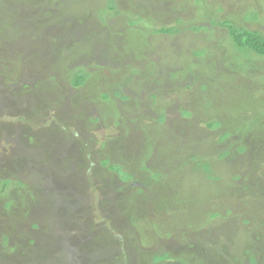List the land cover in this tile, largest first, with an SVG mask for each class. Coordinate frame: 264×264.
Returning <instances> with one entry per match:
<instances>
[{"label":"rangeland","instance_id":"rangeland-1","mask_svg":"<svg viewBox=\"0 0 264 264\" xmlns=\"http://www.w3.org/2000/svg\"><path fill=\"white\" fill-rule=\"evenodd\" d=\"M32 1L43 4L44 0ZM149 1H140L139 6L137 0H120V14L99 27L105 49L92 48L96 42L93 36L83 41V46L72 30L81 23L92 26V16L102 7L92 8L86 0H69L67 5L60 1L55 8L54 2L57 17L73 14L72 21L52 31L43 28L44 37L48 30L54 33L53 40L30 55L35 49L21 50L19 42L28 31L6 27L12 20L17 26L23 23L32 9L21 0H2L0 262L32 264L30 254L36 255V249L46 247L57 264L61 258L66 264H152L154 255L164 253L170 260L162 264H215L213 258L201 261L199 252L213 251L215 245L225 254L220 264H228L247 241L255 248L252 254L257 259L259 253L262 256L264 230L256 229L255 223L264 220V214L257 216L256 211L264 212V189L254 190L255 186L248 187L244 180L227 187L224 182L204 179L205 171L192 158L217 164L218 155L230 150V157L224 161L234 171L229 173L264 182V132L263 136L251 133L247 139L234 134L221 142L222 131L207 129L211 117L205 106L213 101L212 91H224V84L219 86L216 81L220 75L236 80L246 98L264 99V59L257 55L245 59L244 72L230 57L234 47L225 28L215 26L208 40L189 30L175 37L155 35L159 25L147 23L158 16L165 24H173L181 17L186 29L209 26L207 18L214 17L234 19L264 33V0H204L202 7L197 0H157L158 4L148 5ZM77 7L83 12L78 13ZM251 11L258 18L248 24L242 19ZM139 17L147 23L130 25ZM145 33L148 36L142 41L140 36ZM118 34L123 35L121 39ZM126 36L133 37V47L141 48L140 57H132L126 47L122 49L129 42ZM196 51H206V56H194ZM95 54L100 61L94 59ZM10 61L19 63L13 66ZM190 63L208 69V73L199 72L204 76L191 80ZM98 64L120 71L138 67L145 70V75L129 86L112 79V74L105 77L106 83L99 89L70 85L77 68L92 72ZM101 73L103 77L109 71ZM110 80L114 85L107 87ZM202 85L208 90L204 91ZM175 87L180 91H174ZM115 90L119 98L114 96ZM101 93H108L112 101H102ZM153 95L168 104L163 125L156 121L161 114L150 100ZM182 110H188L191 116L184 118ZM230 110V106L220 107L218 113L231 117ZM252 111L247 112L252 115ZM152 134L157 142L151 140ZM149 144L154 148L149 150ZM241 144L249 148L243 155L237 152ZM107 158L112 164L122 165L132 178L124 182L103 167L101 162ZM199 172H203V179ZM152 173L159 179H153ZM4 181L10 183L5 185ZM135 205L141 209L144 223L141 219L132 223L124 215V210ZM156 221L172 236L155 232L150 223ZM184 223L193 226L188 228ZM232 224L237 225L234 231L229 227ZM160 226L155 230L160 231ZM261 259L263 263H259L264 264V256ZM42 261L37 264H56L49 258Z\"/></svg>","mask_w":264,"mask_h":264},{"label":"trees","instance_id":"trees-1","mask_svg":"<svg viewBox=\"0 0 264 264\" xmlns=\"http://www.w3.org/2000/svg\"><path fill=\"white\" fill-rule=\"evenodd\" d=\"M21 1L24 3L27 2L29 7L32 9V13H30L31 16L24 18V22L18 26L15 25L16 22L13 21L12 20L13 18H12V19H10V20H12L11 23L6 28L11 27V28H13V30L18 29L19 27L25 28L26 29L25 31H28V32H24V34H25L24 37H22L21 40H19L20 44L22 43L20 46L21 50H23V49L27 50L28 48L31 47L35 50H33V52H31L30 55L31 54L35 55L37 50L42 49V46L46 45L45 44L46 42H49V45H50V41L53 40V34H54V33L51 34V31H52L51 29H53V27H55V26L57 28L58 27L60 28L61 23H63V22L64 23H70L72 21L71 15H73V14L65 16V17H63V16L57 17V15L54 13V7L52 6L54 2L56 3V6H55V8H56L60 1L62 4L65 2L67 5L69 0H66V1L65 0H44L43 4H41V3L39 4L38 2L32 1V0H21ZM140 1H143V4H145V2H146V0H137V4H139V6H142ZM78 3H80V2H78ZM86 3L87 4L89 3L92 6V8L94 6L96 8H98L99 6L102 8H100L94 14V17L92 16V21H93L92 26L90 24L85 25V26H81V24H82L81 23L78 26L77 25L73 26L72 30L76 31V34H77L76 36H78V37H76V38H78L77 41L82 43L83 46L86 43V40L90 36L91 37L93 36V39H95L96 42L93 43L92 48H94V47L96 48L98 46L99 48L101 47L100 49H105V44L102 42V40H105V38L103 37V33H102V31H100L99 27H100V24H102V25L106 24L108 19H111L114 16L116 17L120 14L121 11H119V8H118V4L120 3V0H86ZM150 3L151 4L152 3L158 4V1L157 0H151L148 2V5ZM0 4H3L2 0H0ZM197 4L202 7V5L205 4V1L204 0H197ZM38 6H40L41 8L39 10H36V7H38ZM77 10L79 11L78 13L83 12V8L81 9V8L77 7ZM36 15H38V18ZM166 15H168V13ZM65 18L68 21H64L63 19H65ZM257 18H258L257 13L255 11H251V12L245 13L242 20H245V22L249 24L251 22H255L257 20ZM207 19L209 20V26H191V27H188L186 29L184 28V26L187 23L184 20H182L181 17H178L176 20H174L173 24H165L162 17H158V16H155V18H152V20L148 19V23L146 20H144L140 17L137 20L130 21L129 23H130V25H138V24H142V23H147L149 25L158 24L159 25L158 28H156L154 30L155 35H165V36H174L175 37L176 35H179L182 31L189 30V31H192L196 34H199L200 36L205 35L208 40H209L210 36L213 35V28L215 26H217L218 28H222V29L225 28L226 30H228L229 39H230V41L234 47L233 50H230V57L232 58V60H234V62H236V67L238 70L242 69V71L246 72L247 67H246V60L245 59H248L252 55H257L260 58L264 59V33L250 29L249 27L239 23L238 21H235L234 19L216 20V18H214V17L213 18L208 17ZM10 20H5V21H10ZM95 20H98V22L95 23ZM29 21H33V22L30 23ZM36 22H37V24H35ZM39 22H41V23H39ZM85 22L88 23L89 21L86 20ZM144 25H146V24H144ZM43 28L44 29L50 28V30H51V31L48 30L49 33L46 34V37H44V34H42ZM31 30H33V32H31ZM61 32L69 34L63 30ZM22 33H23V31H22ZM109 35L111 36V38H114V36H115V34L111 31H109ZM122 36L123 35L118 34L117 37L121 39ZM144 36H148V34L147 33L143 34V38H142V36H140L141 37L140 39L142 41H144ZM44 38L47 41L43 40ZM126 39L129 42L128 43L125 42L124 47L122 46V49H124L126 47L128 49V51H131L132 57H135V58L140 57L141 48L133 47V45L130 44V43H132V41H134L133 37L132 36L131 37L126 36ZM211 40H213V39H211ZM83 41L85 43H83ZM19 42H16L17 46H18ZM27 51H32V50L30 49ZM25 54L26 53H24V56H25ZM96 55L97 54H95V56L93 55L94 59H97L98 61H100L101 60L99 58L100 56H96ZM98 55H100V54H98ZM193 55L204 57V56H206V51H198V52L196 51L193 53ZM39 56L40 55H38V57ZM104 57H106V56H104ZM17 58L19 60V57H17ZM26 58L27 57L23 58V59H25L24 61H26ZM23 59H22V61H23ZM10 63H11V61H10ZM16 63H19V61ZM16 63L13 62V63H11V65L14 66V65H16ZM24 63H26V62H24ZM5 64H7V63H5ZM18 68H20V67H18ZM95 69L92 72H90V71L86 70L84 67L77 68V70H75L74 74L70 78V81H69L70 85L74 88H84L86 86H90L91 88L96 87L97 89H99L100 84L106 83V82H104L105 77H107L108 74H112V76H113L112 79H117V81L118 82L120 81V83H122V85L124 84L125 86H129L130 84H132V83L134 84L136 82L134 79H136L142 75H145V70L141 69V71H140L138 69V67L136 69H133V70H131V68H130V69H125L124 71H120L117 69L110 68L109 65L98 64L95 67ZM101 70H103V71L107 70V71H109V73H107V74L103 73V77H102L100 75V74H102ZM188 71L190 72L189 76H191V80H193V79L199 80V77L204 76V75H201L199 72L208 73V69L204 68L202 70L200 68V66L198 67V65H196L194 63H190V65L188 67ZM172 76L179 77L177 75H172ZM216 81H217V84H219V86L220 85L223 86V84H224V91L222 89H219V88L216 91H212L213 101L205 103L206 108L209 110V112L207 114L210 113V117H211V119L209 120V122L207 124V129L210 132L222 131L220 136H219V139L221 142L227 141L228 139L233 137L234 134H237V135H239V137L241 136L244 139L245 138L247 139V137H250L249 135L251 133H254L255 136H256V134L261 135L264 132V99L260 100V98H256V97L254 98V96H253V98H249V97L246 98V96H245L246 93L240 87V84L238 85L236 80H234L230 76L220 75V77L218 79H216ZM226 83H228V84H226ZM108 85L113 86L114 84L111 85V80H110V84H107V87H109ZM116 85L119 86V84H116ZM201 88L204 91L208 90V86H206V85H202ZM191 89H192V86H191ZM174 91L179 92L180 90H178V89L176 90V87H175ZM113 92H114V96L119 98V96H120L119 92H117L116 90ZM210 93H211V91H210ZM101 97H102V99H101L102 101H105V102L112 101V99L108 93H101ZM124 99H125V97H124ZM161 99L162 98H159L156 95H153L150 98L151 102L153 101V104L158 108L159 114H161V115H158L159 117L156 119V121H158V123L163 125L167 121L166 120L167 117H166L165 113H166V109H167L168 104H166V103L164 104L163 99L162 100ZM225 106H230V108H232V110H230V113L228 112L231 115V117L230 116L229 117H223L224 115L222 116L218 113L219 108L220 107L223 108ZM251 110H253L252 115H249V113L247 111H251ZM253 112L255 114H253ZM181 113H182L184 118H189L191 116V113L188 110H182ZM119 124H120V122H119ZM119 124L117 123V125H119ZM262 136H263V134H262ZM151 140H154L155 142L158 141V139H156L154 134H152ZM149 145H150L149 150L154 148L151 144H149ZM247 146H248L247 144L246 145L241 144L237 148V152L242 154V155L245 154L249 150V148L247 149ZM47 155H48V153H47ZM230 155H231V151L225 150L224 152H222V154L218 155V163L217 164L214 163L215 165L212 164L213 166L209 163H204L203 161L200 162L196 158H194V159L192 158V162L198 163L199 167H200L199 169L202 168L205 171L206 174L204 175L205 176L204 179L207 178L209 180H214L217 182L216 184H218V182L221 181V183L222 182L226 183L227 187H228V185L233 184L234 181L244 180L245 185H247L248 187L250 185L252 187L255 186V187H253V188H255L254 190L263 191L264 182L262 184L261 183L259 184L258 182H256L257 181L256 179H253V178L251 179L250 178L251 176H247V175L237 176V175H233L232 173H229L231 171L232 172H234V171L231 169V166L230 167L225 166L224 161L226 158L230 157ZM101 164L103 167L107 168L109 171L117 173L118 177L124 182H127L128 180H130L132 178V175L127 173L124 170V167L122 165H120V164L118 165L115 163L112 164V162L108 158L103 160L101 162ZM192 167L194 168L193 165H192ZM193 170L195 172H197L198 169L194 168ZM148 172H151V171L148 170ZM199 175H200V179H203L202 178L203 172H199ZM158 177H159L158 174L152 173L153 179L158 180L159 179ZM263 177H264V175H263ZM247 180H254V181L250 183V181H247ZM262 180H264V179H262ZM9 183H10L9 181L3 182V184H5V185L9 184ZM247 186L245 188H248ZM262 201H263V199H262ZM261 203L263 204V202H260V204ZM6 207L9 208L10 203L6 204ZM138 208L139 207H136V205H135V208L132 207V208H129L127 210H124V215L127 216L126 218L129 217L132 223H140L141 222V221H139L140 219L143 222V218H142L143 213H140L139 211L141 209H138ZM256 211L258 212L257 216H260L261 213L264 214V212H261L262 210H259L258 208L256 209ZM212 217L214 219L216 216L213 215ZM187 223H184L186 227L189 228V227L193 226L192 224H191L192 225L191 226L190 224H187ZM255 224L257 227L256 229H263L264 230V226H263L264 220L262 222H261V220H258V222L256 220ZM159 226H160V222L156 221L154 223L153 222L150 223V227L155 232H158V233H165L166 232L167 237L172 236V234L170 233V230L169 229H166V231L162 230L163 229L162 226H160V228H161L160 231L155 230V228L159 227ZM229 227H230L231 231H234L237 229L236 224H232ZM163 231H165V232H163ZM6 240H7V238H6ZM262 240L264 241V237ZM262 244H263V242H262ZM45 248L46 247H41V250L36 249L35 250L36 255L30 254V255H32V256H30V259L32 260L31 261L32 264H37L39 262L43 263L42 260H48V258L51 261L56 260L55 263L56 264L58 263V260L55 259L51 255V253H48L45 250ZM202 249H203V247H202ZM253 250H255V248L251 246L250 241H247L246 243H244V247H242L239 254H237L236 256H234L232 258V260H233L232 263H230V258H229L228 264H243V261H245V263H247V264H262L263 260L261 259V257L264 256V248H263L262 256L260 253L258 254L259 259H257L255 254H252ZM199 252H200V256H202V258L200 257L201 261L204 257H205L204 259H209V258L212 259L213 258V263H215V264H220V260L225 257V254H221L217 251L215 245H213V251L212 250H208V251L201 250ZM229 253L230 252L228 250L227 254L229 256H231ZM51 256H52V258H51ZM53 258L55 260H53ZM168 260H170V256L168 254L164 253V254L154 255L150 262L152 264H162L163 262H166ZM13 261L14 260H11V261L7 260L4 262H0V264H13ZM196 262L198 263V261H196ZM259 262H262V263H259ZM59 263L60 264H66V261H65V259L61 258V260H59ZM199 263H200V261H199Z\"/></svg>","mask_w":264,"mask_h":264}]
</instances>
